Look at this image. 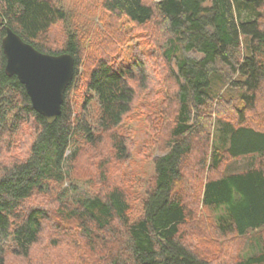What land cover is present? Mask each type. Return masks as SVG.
<instances>
[{
	"label": "trees",
	"instance_id": "obj_1",
	"mask_svg": "<svg viewBox=\"0 0 264 264\" xmlns=\"http://www.w3.org/2000/svg\"><path fill=\"white\" fill-rule=\"evenodd\" d=\"M101 6L108 19L124 17V31L112 27L113 36L130 47V57L95 60L85 70L82 103L74 108L69 93L95 36L90 22L53 0H0V144L23 131L30 142V154L12 160L11 168L0 161V264L9 257L24 264H220L217 250H196L211 242L199 203L212 214L220 237L211 235L218 240L264 229V113H247L264 86V0H101ZM58 22L63 35L52 46L48 31ZM6 27L41 52L74 57L73 79L52 123L32 107L18 78L4 70ZM149 27L158 34L151 38ZM134 45L155 51L150 57L166 66L161 80L167 81L160 85L173 88L172 98L164 91L169 96L164 108L144 105L152 115V138L141 155L152 164L146 180L130 171L134 105L146 79ZM190 50L200 56L178 54ZM173 57L176 68L170 66ZM103 141L110 156L101 151L90 165L102 177L111 163L124 161V185L132 181L130 187L143 189L136 217L121 186L82 193L70 183L83 151L100 150ZM239 158L250 164L219 174L222 164ZM185 169L199 184L190 201L183 197ZM50 195L56 198L54 209L35 203ZM45 231L53 235L45 237ZM42 238L45 256L32 262V249ZM233 264H264V247Z\"/></svg>",
	"mask_w": 264,
	"mask_h": 264
},
{
	"label": "rangeland",
	"instance_id": "obj_2",
	"mask_svg": "<svg viewBox=\"0 0 264 264\" xmlns=\"http://www.w3.org/2000/svg\"><path fill=\"white\" fill-rule=\"evenodd\" d=\"M58 5H63L65 8H67L68 12L73 17H78V19L86 20L87 22H90V29L95 32V36L92 37L91 43L88 48L85 49V52L87 54V58L85 59V64L81 65L79 67V75L76 79V87L71 88L69 93V102L70 104L76 108V106L79 108L80 104L82 103V97L81 95L84 93V76H85V70L90 68L94 65L95 60L100 56H107L111 59H114L116 61L123 60L124 56L125 59H129L130 57V47H124V42L121 38L118 37V35H115V32L113 31L112 27H115L116 32L122 29L121 31H124V17L120 18H111L108 19L107 16L104 14V11L101 6V0H53ZM244 15V14H243ZM130 25V24H129ZM131 26V25H130ZM133 26H131L132 29ZM62 28L63 25L61 22L55 23L51 28L49 29V40L52 46L56 45V41L62 39ZM153 28L149 27V30L146 32L148 35H151V38L157 35L158 33H155V30H152ZM135 32L139 33L140 36H145L144 31L141 29H137ZM164 36H160L157 38V42L160 43L163 41ZM52 40V41H51ZM113 48V46H115ZM136 46L138 47V51L136 50ZM153 48V47H152ZM141 49V50H140ZM144 52V54L142 53ZM133 52H136L139 54L140 59L144 63L145 67V81L144 84V92L139 93L136 97L135 105L136 107L134 110V116L136 121L132 123V132L130 133L131 143L134 144V158L131 162V169L130 171L137 175L138 178H141L143 180H146L153 174L152 164L151 160L147 158L148 156H141L144 153L145 146L147 144V141L149 138H152V129L150 119H151V113L148 111V109L144 108V105H150L151 102L153 104H160L166 105L167 99H169V96H165L166 94H170V97L172 98L171 94L173 92V88L168 86L166 89L165 87H162L160 84L165 83L167 80L163 79L161 80L162 75V67H166L165 65L158 64L157 60L154 59V52L153 50H147V48H144L143 46L139 47L138 45L133 46ZM181 52L184 53V55L189 57H199L200 54L195 51H179L178 54H181ZM146 55V56H145ZM95 58V59H94ZM90 66V67H89ZM170 66L175 67V57L170 62ZM165 91V92H164ZM264 86L262 89L259 90L257 94V103L254 105L253 109L248 111L247 113H250L251 116H260L264 113ZM165 96V98H164ZM172 103V102H170ZM89 111L94 114L93 106L90 105ZM164 108V107H163ZM213 111V110H212ZM171 113V112H170ZM171 117V114H170ZM213 119H216V113L212 112ZM156 122L159 121L157 118L155 119ZM163 122H165L162 119ZM167 123V122H166ZM23 136L20 134L13 135L11 137V140L4 139L2 143L0 144V161L5 162L4 157L6 153H10L12 148L14 146H22L24 143H28L29 135ZM107 141H103L101 145L100 150L99 149H92L93 147H88L91 149V154L89 155L86 151L90 150L87 148V150L83 151L82 155L78 159L77 165L74 167L73 170V179L72 182L75 185L78 186L79 190L82 193H104L106 190L111 189L115 185L121 186L123 191L125 190L126 198L128 200L130 207V214L132 217H136L139 214V198L143 195V189L140 187H135L131 185L133 182L130 181V184L124 185V161H119L120 164H113L111 163L109 165L107 175L102 174V177H99L97 173L95 172V168L90 165V159H95L96 155L99 153V157L104 152V155L109 157V151L110 147L109 144H107ZM151 149L156 148V146L153 145L152 140L149 141ZM102 151V152H101ZM154 154H158V151ZM152 154V155H154ZM11 160H17L21 158L19 155H12ZM249 161L246 158H239L230 160L227 163H224L221 165L220 172H225L226 167L230 171H237L242 168H245L247 165H249ZM96 173V174H95ZM184 178L186 179V187H184V193L183 197L186 201H190L191 195L193 192L196 191V187L199 185L198 181L196 179L195 174L192 172H188V170H184ZM93 176V177H92ZM92 177V178H91ZM67 181V185H68ZM78 183V184H77ZM143 182H141L142 184ZM65 184V186H66ZM56 198H54L52 195L50 196H40L35 203L40 204L41 206L48 207L49 209H54L57 206ZM200 210H204V216H203V222L208 225V229L205 226L203 230L206 232V236L208 237L211 242L205 241L204 243L200 244L197 247V252L200 254L204 253H211L209 250L218 251L217 255L215 256L216 262L220 264H233L234 261H237L239 258H242L243 256H248L254 253L259 252V250L264 247V229H254L249 230L244 236L242 237H235V235L226 236V238L218 240L216 238H219L215 231L213 230V222L211 221L212 214L207 209L201 208V205L199 203ZM195 215V214H193ZM197 215L200 214L197 211ZM196 217V216H195ZM199 228V227H198ZM214 231V233H213ZM197 234H202L200 231V228H196ZM214 234L216 236L212 235ZM45 237L53 235L52 232L45 231L44 232ZM229 237V238H228ZM52 238V237H51ZM55 239V238H52ZM57 241L59 240V237L56 238ZM46 242V238L41 240V243L36 245L33 249L30 256V260L33 262L38 258H41L42 255L45 256L44 250V244ZM192 244L196 247L195 240L193 239ZM214 242V243H212ZM59 247H64L63 245ZM67 247V246H65ZM62 250V248H57V250ZM44 253V254H43ZM59 254V253H58ZM56 254V255H58ZM62 255V254H61ZM43 257V256H42ZM58 257H60L58 255ZM13 258L9 257L7 264H24L23 260H18V263L12 260Z\"/></svg>",
	"mask_w": 264,
	"mask_h": 264
},
{
	"label": "water",
	"instance_id": "obj_3",
	"mask_svg": "<svg viewBox=\"0 0 264 264\" xmlns=\"http://www.w3.org/2000/svg\"><path fill=\"white\" fill-rule=\"evenodd\" d=\"M1 48L6 59V74L15 75L24 85L32 107L48 123L54 122L73 79L74 57L67 52H41L10 27L5 28Z\"/></svg>",
	"mask_w": 264,
	"mask_h": 264
},
{
	"label": "clouds",
	"instance_id": "obj_4",
	"mask_svg": "<svg viewBox=\"0 0 264 264\" xmlns=\"http://www.w3.org/2000/svg\"><path fill=\"white\" fill-rule=\"evenodd\" d=\"M29 149H30V142L24 143L22 146H14L10 153L5 154L4 160L7 166L9 168L12 167V164L14 162L10 158L12 155H19L22 158H26L30 154Z\"/></svg>",
	"mask_w": 264,
	"mask_h": 264
}]
</instances>
